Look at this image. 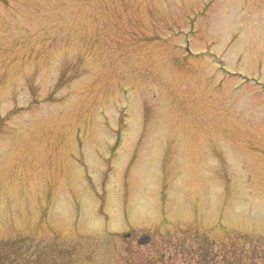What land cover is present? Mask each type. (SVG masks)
<instances>
[{
  "label": "rangeland",
  "instance_id": "obj_1",
  "mask_svg": "<svg viewBox=\"0 0 264 264\" xmlns=\"http://www.w3.org/2000/svg\"><path fill=\"white\" fill-rule=\"evenodd\" d=\"M56 217L264 264V0H0V264Z\"/></svg>",
  "mask_w": 264,
  "mask_h": 264
},
{
  "label": "flooded vegetation",
  "instance_id": "obj_2",
  "mask_svg": "<svg viewBox=\"0 0 264 264\" xmlns=\"http://www.w3.org/2000/svg\"><path fill=\"white\" fill-rule=\"evenodd\" d=\"M56 218L71 220L70 229L54 228L36 264H237L221 250L173 245L168 217L147 223L130 217Z\"/></svg>",
  "mask_w": 264,
  "mask_h": 264
}]
</instances>
